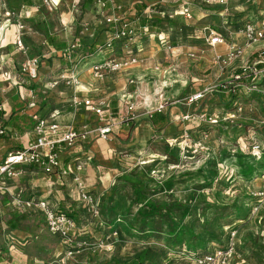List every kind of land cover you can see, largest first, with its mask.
I'll use <instances>...</instances> for the list:
<instances>
[{"label":"rangeland","instance_id":"1","mask_svg":"<svg viewBox=\"0 0 264 264\" xmlns=\"http://www.w3.org/2000/svg\"><path fill=\"white\" fill-rule=\"evenodd\" d=\"M82 1L76 0L75 5L74 0H70V4L69 0L65 1L70 7L69 11L64 3L62 9L66 8V14H62L67 17L66 24L60 22L59 11L48 9L40 0H36V8L26 20H33V27L42 36L57 30L67 40L81 39L78 42L82 47L76 54H84L91 43L93 46L102 43L98 31L103 30V17L98 14L95 3ZM120 1L115 0V3L130 22L135 20L139 24L142 17L159 19L161 22L154 29L159 34H139L136 41L127 46L118 42L110 54L127 60L130 50L137 62L106 78L95 79L88 64L78 65L80 85L95 86L100 92L94 99L104 98L108 105L111 100L116 103L120 100L122 119L131 116L129 106H132L136 114L140 111L136 116L140 119L138 122L145 116L151 120L149 113L157 101L163 99L169 107L178 105L184 109L183 113L198 108L215 114L218 122L203 121L198 126L182 123L187 130L180 136L172 130L169 132L167 124L157 128L147 147L127 163L129 167L134 163L144 164L135 165L117 178L106 198L97 202L96 220L82 228L94 237L86 240L80 252L59 253L61 240L47 231L40 218L25 217L20 222L31 229V235L20 239L8 236L7 222L13 211L11 199H14L11 195L17 193L13 192L14 185L7 182L0 189V257L3 258L0 264H104L106 258L127 260L146 249L149 250L143 264H196L193 258L196 253L224 247L231 230L237 232V258L231 257L228 264H260L258 256L264 257V74L254 89H242L234 100H229L226 92L221 98L215 89L218 83L230 81L235 69L250 59L252 53L264 49V40L250 46L220 72L214 63L219 48L211 47L203 34L206 27L221 33L226 43L237 42L236 38L241 41L245 22L257 24L264 19V0H224V3L161 0L164 4L138 12L139 18L135 3H145L144 0ZM19 6L18 0H0V22L6 10L18 14ZM184 7L188 8L189 16L176 14ZM14 19L10 21L15 22ZM159 35L164 36L163 42L157 38ZM170 45H175L176 49L173 51ZM90 51L93 52L90 61L99 59L100 54L93 49ZM190 53L194 56H189ZM77 59L75 56L74 61ZM55 68L60 70L58 75L67 66L57 63L51 71ZM23 77L29 78L28 75ZM115 83L116 87L110 91ZM203 89H207L203 99L188 102L189 95ZM123 92L129 94L123 95ZM63 94L53 98L50 104L66 100ZM141 111H144L142 115ZM107 117L99 122L104 123ZM28 125L33 126L34 120ZM132 127L130 124L129 128ZM161 136L174 138L164 143ZM254 144L260 145L257 151L252 150ZM25 181L18 182L23 188L22 197L34 189H41L43 193L50 191V187L44 188L45 184L29 191L23 186ZM23 208L14 210L20 213ZM108 209L112 211L106 218ZM96 223L100 226L98 231H95ZM104 232L108 235L101 244ZM13 241L18 249L16 253L10 250ZM20 256L23 260L17 261Z\"/></svg>","mask_w":264,"mask_h":264},{"label":"crops","instance_id":"2","mask_svg":"<svg viewBox=\"0 0 264 264\" xmlns=\"http://www.w3.org/2000/svg\"><path fill=\"white\" fill-rule=\"evenodd\" d=\"M53 1L54 3H56L53 9L57 12L59 11L60 15L62 16L60 18V22L62 24H66L65 21L67 17L62 15L66 14V8L64 10L62 9L65 3L69 10L70 7H68L67 3L65 2L68 0ZM124 1L126 0H121L120 2ZM144 1L146 4L145 9L148 10L151 6L164 4L161 0ZM82 2H89L90 4V0H83ZM114 4L116 13L119 16H123L122 12L119 10L120 6H118L116 3ZM34 5L25 7L24 5H20L18 17H11L12 19L15 18V22H11V18L6 17L5 14H3L4 19L0 22V104L3 108L2 114L4 126H6V134L0 136V162L8 152L27 148L30 144L34 143L35 135L33 133V126L28 125V123L32 119V115L37 112L41 116H43V114H46V116H49L52 113L55 114L54 119L59 125V130L49 134V137L52 139L61 137L63 132L68 128H73L76 131H81L82 126L86 123L90 131L85 135V137H78L73 146L66 148L62 147L60 150V158L62 159L63 164L73 171L75 170V166L77 164H80L81 170L78 171V174L81 176L84 182L85 189L89 193H92V195L98 202L100 201V198H106L107 192L115 183L117 178L124 176V174L135 165L144 164L134 163L133 166L129 167L127 163L129 162L128 160L132 158V156H135V154L138 153V151L144 150L147 147L148 141L154 136V133L158 131L157 128L167 124L169 132H171L172 130L173 134H178L179 136L183 135L182 133L187 130V128L184 127L186 121L182 122V120L180 119V116L184 112V109L180 108L178 105L169 107V103L163 101V99H160L157 101V104L153 107L154 109L152 111H154L155 108L157 109V107L159 106H163L160 110H157V112L155 111L156 113H160L158 114L159 116H164L165 122H163L162 124H158L157 126L154 125L149 119V116L143 117V120L138 122V120L140 119H137L136 116H139L138 113L140 111H137L136 114L135 109H132L131 116L124 119L126 120L125 122H121L122 118L119 115L120 108L118 105H121L122 102L118 100L119 98H117L116 100L118 101L117 103L115 102L113 106L115 108H118L117 115L119 116H113V119L109 118L104 123H102L101 121L99 122V120L94 117L90 122L91 115L86 111L85 107L79 106L76 108H72L69 106L74 92L71 87L65 85L60 86V84H58V86L56 85L55 87L49 84L51 79H56L57 73L58 71H60H56L55 68V71L53 72L51 71V69L52 67L56 66L57 63L64 64L61 60V57L64 56V51L71 40H67L65 37H62L59 32H57L56 28L54 29L56 30V32L53 31L50 34H56L58 36V39L60 40L65 39L66 46L62 50H54L52 47H50L49 44H47V35L42 36V34L33 27V20H26L32 9L36 8ZM106 10L108 14L111 13L112 4L109 3ZM176 14L182 15L179 14V11H176ZM203 16H205V14ZM18 18L23 20L22 22L20 20L19 21L25 26L23 34V44L25 45L26 49L25 52L17 50L15 46L16 43L14 42L15 32L17 28L16 21H18ZM123 19L126 22L130 23L132 26H134L136 23L134 20H132L131 22L128 21L124 18V16ZM104 24L105 23L103 22V30H100L98 32L101 37L103 36L102 34H104V38H102L105 40L110 30L106 31L104 28H106L107 25ZM207 29L208 28L205 27V33L203 34L204 37H206V35L209 34L208 32L211 31L210 28L208 30ZM153 31L155 35L159 34L156 33L154 29ZM81 34H85L84 31H81ZM242 38L241 41L236 38L235 40L237 42H223L216 45V49L219 48L218 54H225L231 44H242ZM80 40L78 39V41ZM170 47L171 49H173V51L174 49H176L175 45H170ZM95 52L97 53V49L94 51V53ZM104 55H111L110 51L104 50L103 56ZM32 56H39V58H41L38 72L39 77L35 81H32L30 78L25 79L23 76H25L26 74L22 73L21 71L22 62H24L26 58ZM64 65L67 66L68 64L65 63ZM129 66L127 65L125 69L129 68ZM107 75H105V78L107 77ZM116 84L117 83L112 84L110 86L111 89L109 90H114ZM260 86L263 88L262 82L260 83ZM99 92V89H97L95 86L90 85L89 87L82 84L78 88L76 94L80 98H90L96 100L94 99V97L97 96L96 93ZM62 93H64L63 95L66 96V100H61L62 102L60 104L51 105L50 101L53 100V98L62 96ZM126 94L129 93L123 92V95ZM145 100L147 99L145 98ZM29 102H34V105L29 106ZM146 111L148 112V110ZM142 113H144V111H141V115ZM186 123H194L196 126H198V124L202 122L193 121ZM106 124H110L112 129L110 134L108 135V138L102 140L101 138H99L98 132H96L95 129L98 126ZM130 124L133 125L131 129L129 128ZM161 137L163 138L164 143H168L169 141L167 140H169V138H174L171 136H169L167 139L166 137ZM24 179L26 180V184L23 186L29 191L34 189L35 186L42 187L44 184V188L48 186L50 187V191H48L47 193H43L41 192V189H38L36 191L34 189L29 193L28 196L22 197L21 193L23 191V188L22 185L18 182L23 181ZM7 182L12 183V186L14 185V191H12L14 193H17L11 195V197L14 198L11 199L13 209H21L20 206L14 207V202L18 200V198L21 201L30 199L45 200L51 207V209L54 210L59 209L61 206H65L68 208L71 203H75L76 209H79V211L84 213L85 216L90 217V212L80 200L79 193L70 175L61 176L56 173H53V175L45 174L39 168L31 166L21 175L15 178L7 179L6 183ZM9 187L10 186L8 185V188ZM86 212L89 215L85 214ZM21 213L25 214L26 218H30L32 220L40 218L43 221L42 211L36 206H32L29 208L24 207ZM8 228V236L13 235L17 239L31 235V229L21 225V223L17 224V227L13 230H11L9 226ZM10 245V250H13V252L16 253L18 250L16 247V242L13 241ZM67 247L68 246H65L63 243H60V246L58 247L59 253L60 251H64V253H67ZM81 250H79L78 252H80ZM236 256L237 255L235 254L234 256H232V258L236 259ZM21 258L23 257H18L19 260L17 261L23 260ZM2 261L3 258L0 257V263H2ZM24 263H26V261H24Z\"/></svg>","mask_w":264,"mask_h":264},{"label":"built area","instance_id":"3","mask_svg":"<svg viewBox=\"0 0 264 264\" xmlns=\"http://www.w3.org/2000/svg\"><path fill=\"white\" fill-rule=\"evenodd\" d=\"M49 9H53L56 3L53 0H40ZM81 1V0H79ZM76 0H74V5ZM95 3V8L98 9V14L103 17V22L105 24L111 25L112 29L109 31L105 38V41L98 49V54L101 56L97 60L90 61L91 53L76 54L82 47V45L77 40H71L64 53L65 57L70 61L69 69L62 71L56 77L49 82L51 86H56L60 82L74 89L70 105L73 108L83 106L86 111L90 113L91 116L98 120L103 118V115L108 108V103L103 99H90V98H80L77 96V90L80 87V78L78 72V65L88 64V70L95 79H102L107 74H111L117 71H121L124 66L133 64L137 62L135 55L128 52L130 55L127 56V60L124 58L114 57L112 55H104V50L114 51L117 47V43L123 42L125 46L129 43L136 41L139 34L153 36L154 32L148 26L139 27L137 31L134 26L126 22L123 16H119L115 11V0H93ZM219 3H224V0H219ZM112 4V12L104 13L107 9L108 4ZM114 4V5H113ZM118 8V7H117ZM5 16L8 18L18 17V14L6 10L4 12ZM179 14L189 16L188 8L184 7L179 11ZM16 32H15V46L16 49L25 52V45L23 44V34L25 30L24 24L20 21L16 22ZM242 44H231L228 51L225 54H215L214 63L219 68L220 72H224L232 62L238 59L244 54V52L256 42L264 40V19L259 21L257 24L253 22H245L242 27ZM157 38L163 42L164 36H157ZM206 42L211 46L215 47L218 44L224 42L221 33L217 31H210L208 36L205 37ZM171 48L170 46H168ZM77 56V60L74 61V57ZM189 56L193 57L194 54L190 53ZM41 63V58L39 56L28 57L22 62L21 71L28 75V77L35 81L38 79V70ZM258 63L264 64V58L259 55V58L255 61L248 62V60L240 66L242 68V73L233 74L230 81H223L217 84L216 92L225 91L234 92L235 89L241 88L245 90H252L256 87L258 80L262 78L264 74V67L257 68ZM239 79H250L248 83H240ZM131 82V80H130ZM207 89L200 90L196 93L189 95L188 102L193 103L198 100L203 99L205 91ZM214 89H210L212 91ZM29 106H33L34 102H29ZM163 106L157 107L153 112L160 110ZM2 106L0 104V136L6 134V126H4ZM133 107L129 106V110ZM55 114L52 113L49 116H41L37 113L32 115L34 120L33 133L35 135L34 143L30 144L27 148L17 149L8 152L7 155L0 162V189L4 187L7 179L15 178L22 173H24L27 167L35 166L39 168L45 174L56 173L61 176H71L72 181L79 193V198L83 204L88 208L89 212L94 216H98V208L96 198L89 193L84 186V182L78 171L81 170L80 164L75 166V170H70L63 164L60 158V150L62 147H71L75 144L78 137H85V135L90 131L88 125L85 123L81 131H76L73 128H68L63 132L61 137L52 139L49 137L50 133H54L59 130V125L54 121ZM182 121L193 122V121H207L209 123H217L218 116L215 114H209L206 111L198 110V108L193 110H187L186 113H182L180 116ZM111 125L106 124L98 126L95 131L98 132L99 138L107 139L111 132ZM259 144H254L252 150L257 151L259 149ZM14 206L20 207H32L36 206L42 211V218L47 231L61 240V242L70 247L75 246L81 248L82 245L85 246L84 241H75L76 236H78L77 227L75 221L64 213H58L56 210L51 209L45 200H26L21 201L16 200ZM116 234L115 232H113ZM103 242H101L102 244ZM99 244V245H101ZM224 247H219L213 251L194 255V261L196 264H228L230 258L236 254L237 248V232L236 230H231L229 233V238ZM79 250H68L67 254H72L73 252H78Z\"/></svg>","mask_w":264,"mask_h":264},{"label":"trees","instance_id":"4","mask_svg":"<svg viewBox=\"0 0 264 264\" xmlns=\"http://www.w3.org/2000/svg\"><path fill=\"white\" fill-rule=\"evenodd\" d=\"M18 1H19L20 5H24V7L25 6L34 5L35 2H36V0H18ZM90 2H92L94 4L93 0H90ZM87 3H89V2H87ZM135 6L137 7L138 11H137L136 14L138 15V18H139V16H140L139 13L146 8V4L144 2H137V3H135ZM139 19H140V23L139 24L135 23V25H134V28L137 31H139L138 27H142V26H148L150 28L155 29V27H158L160 22H161L159 19H151V18H148V17H142V18H139ZM104 25H107V27L104 28L106 31L112 29L111 25H109V24H104ZM105 30H104V32H105ZM102 35H103L102 37L104 38V34H102ZM103 38H102V43L99 46H96L95 44L93 46V43H91L90 46H89V50H87V52L88 53H93L92 51H90V49H93L94 51L97 49V51H98V49L100 47H102V45L104 43L103 41H105ZM46 40H47V44H49V46L52 47L54 50H62L66 46V40L65 39H62V40L58 39V36L56 34H48ZM259 55L262 58H264V49L252 53L251 54V58L248 59V62L255 61L256 59L259 58ZM61 60L63 61L64 64L65 63L68 64L67 68L65 69L67 71L69 69L68 66H70V61H68V59L65 57V53H64V56L61 57ZM263 67H264L263 63H258L257 64V68L261 69ZM240 73H242V68L239 67V68L235 69L233 74H240ZM239 81H240V83H248L250 81V79H239ZM240 91H242V89L237 88V89H235L234 92H232V91L226 92L227 93L226 96L229 97V100H234L241 93ZM218 92H220V93H218V95L221 98H223L222 93H225V91H218ZM113 104H115V101L111 100L109 105H108V108L106 109V111H105V113L103 115V117L106 118L108 116L110 118V116H113V115L117 116L118 108H115L113 106ZM156 112H153L150 117H151L152 123L157 126L158 124H162L163 122H165V118H164L163 115L159 116L158 114H160V113H156ZM115 113H116V115H115ZM108 117H107V119H109ZM92 118H94V117L91 116L90 122H91ZM125 121L126 120H124V119L121 120V122H125ZM28 168L29 167H27V169ZM102 201H103V199H102ZM108 210H110V209H108ZM111 211L112 210L106 211V213H105L106 218H108L109 214L111 215ZM56 212L64 213L67 216L71 217L75 221L76 227L78 228V231H79V234H78V236H76V240L75 241H84V242H86V240H88L90 237H94V235H91V236L89 234L87 235V231L84 232V230L82 229L83 227H86L91 221H95L96 220L95 217L91 213H90L91 214L90 217L85 216L84 213L79 211V209H76L75 203H71L68 206V208L65 207V206H61L59 209L56 210ZM85 214H88V213L86 212ZM25 217H26L25 214H23L21 212L19 213L18 211H15L13 209V211L11 213V218L7 222L8 226L11 228V230L15 229L17 227V224H19L22 220H24ZM94 225L97 226V228H98L95 231H98L100 229L99 228L100 227L99 224L96 223ZM114 232L117 233V231H114ZM107 235H106V232H104L101 235V240L100 241L104 242L106 240V238H107ZM77 238H79V239H77ZM83 247H85V246H83ZM67 248H68L67 251L68 250L75 251V250H80L82 247L80 249L75 247V246L71 247L72 249H69L70 247H67ZM148 250L149 249H146V250H144V251H142L140 253H137L133 258L127 259V260H121V259H118V258L115 259V257L106 258L104 260V262H105L104 264H143L144 261H146V255H147ZM208 252H210V251H208ZM196 254L201 255V253H196ZM259 257H260V255L258 256L260 264H264V257H262V259L259 258Z\"/></svg>","mask_w":264,"mask_h":264}]
</instances>
